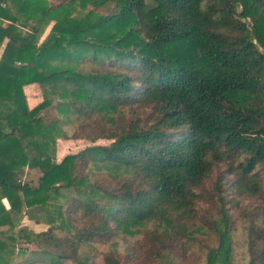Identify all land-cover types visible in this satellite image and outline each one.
I'll list each match as a JSON object with an SVG mask.
<instances>
[{"label":"trees","instance_id":"1","mask_svg":"<svg viewBox=\"0 0 264 264\" xmlns=\"http://www.w3.org/2000/svg\"><path fill=\"white\" fill-rule=\"evenodd\" d=\"M151 1L0 0V264H264V0Z\"/></svg>","mask_w":264,"mask_h":264},{"label":"rangeland","instance_id":"2","mask_svg":"<svg viewBox=\"0 0 264 264\" xmlns=\"http://www.w3.org/2000/svg\"><path fill=\"white\" fill-rule=\"evenodd\" d=\"M147 2H148L149 6L153 5V2L151 0H147ZM49 30H50V27L46 30V34L49 32ZM2 51H3V47L0 50V56L2 54ZM35 86H37V85H35ZM35 86L33 85V87L31 89L27 88L28 86H26L24 88V93H26L25 94L26 100L28 98L29 103L27 102V104H28L29 108H33L34 106L38 105L42 101L40 92L38 91V86H37V88H35ZM100 144H102V142H100ZM87 145H88V143L84 142V141H62V140H58L56 143V161H60L62 159V157L65 156L66 154L75 153V152L81 150L82 148L86 147ZM23 175H24L23 181L26 180L27 182H29L33 185H36L37 180L40 176V172L38 171V169H27V168H25ZM22 223H23V221L21 222V224ZM30 228H32V230L34 232H42V231L46 230V226H43V225H41L39 227L31 226ZM233 242H234V248H235L237 260L240 262L244 261L245 252H244V249L240 243V242H242L241 232L237 231L234 233ZM197 256H198V252L195 251L190 260L196 259Z\"/></svg>","mask_w":264,"mask_h":264},{"label":"crops","instance_id":"3","mask_svg":"<svg viewBox=\"0 0 264 264\" xmlns=\"http://www.w3.org/2000/svg\"><path fill=\"white\" fill-rule=\"evenodd\" d=\"M35 86V85H34ZM33 87V85H30V86H28L27 88H29V89H31ZM35 88H37V86H35ZM35 90V89H34ZM38 91H39V88H38ZM26 94V93H25ZM27 102H28V98H27ZM29 103V102H28ZM24 224H26V225H28L29 227H31V226H34V227H39V226H41V225H36V224H34L33 222H30V221H28L27 219H24ZM32 229V228H31Z\"/></svg>","mask_w":264,"mask_h":264}]
</instances>
